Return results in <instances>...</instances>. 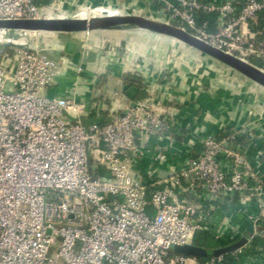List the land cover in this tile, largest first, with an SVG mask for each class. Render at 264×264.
<instances>
[{"label":"built area","instance_id":"obj_1","mask_svg":"<svg viewBox=\"0 0 264 264\" xmlns=\"http://www.w3.org/2000/svg\"><path fill=\"white\" fill-rule=\"evenodd\" d=\"M146 1L156 6L154 18L264 62V26H250L264 0ZM45 9L36 0H0V18L42 17ZM201 14H213L214 30L210 19L198 20ZM2 35L0 42L9 39ZM14 53L12 65L6 51L0 54V264H221L255 237L264 241V180L248 145L236 142L242 129L203 135L202 151L161 178L152 170L135 175L143 143L168 136L173 118L147 97L84 124V101L43 94L58 62L38 51ZM157 150L155 158L165 160ZM191 193L209 211L225 198L253 200L246 242L218 255L176 251L208 231Z\"/></svg>","mask_w":264,"mask_h":264},{"label":"crops","instance_id":"obj_2","mask_svg":"<svg viewBox=\"0 0 264 264\" xmlns=\"http://www.w3.org/2000/svg\"><path fill=\"white\" fill-rule=\"evenodd\" d=\"M36 1L46 7L44 16H65L93 3L100 5L93 10L87 9L88 15L93 14L92 11L119 13L115 6L119 5L122 9L131 8L156 16L155 4L141 0ZM30 39L48 49L58 62L54 81L43 94L75 95L84 101L88 106V113L82 117L85 124L105 121L110 114L123 113L131 103L147 97L173 118V130L168 136L161 140L151 137L143 143L142 156L132 166L135 175H145L152 170L161 178L171 167H179L202 151L203 135L220 136L230 129L240 128L243 131L239 137L248 145L252 167L264 180V88L258 84L170 37L141 29L41 32L31 35ZM79 43L91 51L88 56L80 53ZM171 49L179 58L187 54L205 63L210 71L204 73L211 75L210 80L202 82L182 62L164 63ZM15 50L6 48L9 54L6 64L14 63ZM126 74H132L141 82L140 89L145 97L138 96L137 85L126 82ZM219 74L222 79H218ZM157 147L166 154L165 160L155 158ZM197 193L186 196L201 202ZM208 209L201 202L208 231L197 232L194 244L200 245V235L205 234L208 236L205 247L217 248L234 239L248 237L252 232L247 214L257 210L253 200L235 196L225 198L211 211ZM258 240L249 241L241 252L231 255H244L243 264H264V244Z\"/></svg>","mask_w":264,"mask_h":264},{"label":"water","instance_id":"obj_3","mask_svg":"<svg viewBox=\"0 0 264 264\" xmlns=\"http://www.w3.org/2000/svg\"><path fill=\"white\" fill-rule=\"evenodd\" d=\"M141 1L147 4L146 0ZM99 5L100 3H93L89 4V7L93 10ZM115 6L119 9V13L110 14L96 12V14L94 13L83 17L80 16L82 13L79 14L75 12L66 13L65 16L0 18V30L7 31L9 34L8 40L0 42V53L5 52L6 48H14L27 51H38L54 59L48 49H45L42 45L36 44L30 39L31 35L41 32L75 33L95 30L121 31L125 29H141L154 34L170 37L199 52L205 57L234 70L264 88V69L255 63L243 59L235 53H230L218 48L188 30L151 17L148 13L136 12L131 8L122 9L119 5ZM79 45V51L83 57L88 56L91 51L88 48H83L80 43ZM245 242L246 238L240 237L236 241L217 248H208L203 245L192 243L176 245L174 249L187 255L202 257L210 254L218 255L231 252Z\"/></svg>","mask_w":264,"mask_h":264},{"label":"trees","instance_id":"obj_4","mask_svg":"<svg viewBox=\"0 0 264 264\" xmlns=\"http://www.w3.org/2000/svg\"><path fill=\"white\" fill-rule=\"evenodd\" d=\"M257 14H258L257 15V23L250 25L253 28H259V27L264 26V8L261 9L260 11H258ZM213 17H214L213 14H209V15L201 14L199 16L198 20L200 21V20H202L204 18H208L211 21V18L213 19ZM214 28H215V24H214L213 21H211L208 30L212 31V30H214ZM190 32H193V31L190 30ZM252 62L255 63L256 65L264 68V62H262L261 60L253 58ZM124 78H125L126 82H128L130 84H133V85L135 84V85L138 86V96L139 97H142V96L145 97V93L143 91H141V89H140L142 87L141 84H140L141 82L137 81L136 77H134L132 74H126L124 76ZM230 130H228V131H230ZM242 138L238 136L237 139H236V142L241 143L242 145H245V141H243ZM200 237H201V241H198L199 244L205 246V244H206V242L208 240L207 239L208 236L205 235V234H201ZM194 240H195V236H194ZM256 240H258V237H255L253 239V241H256ZM258 241H259L260 244H264V241H261V240H258ZM244 262H245L244 255H241V254L238 255L237 254V255H226L224 261H222L221 264H243Z\"/></svg>","mask_w":264,"mask_h":264},{"label":"rangeland","instance_id":"obj_5","mask_svg":"<svg viewBox=\"0 0 264 264\" xmlns=\"http://www.w3.org/2000/svg\"><path fill=\"white\" fill-rule=\"evenodd\" d=\"M87 9H89V10L91 9L89 7V5L84 6V8L82 9V14L80 16H88L87 13L89 12V10H87ZM97 10H99V9H97ZM92 12L94 13V11H92ZM96 12H100V11H96ZM4 37L5 36H3V35L0 36V40L4 39ZM171 50L172 51L168 54V56L167 57L165 56L166 58L164 60V63H165V61H168L167 63L171 62V63H176V64H177V62L178 63L182 62V64H184L185 66H188L191 69V71H193V73H194L193 75H197L198 78L202 79V82L206 83L207 81L210 80L211 75L209 73L208 74L204 73L205 70L210 71L209 67L207 65H205V63L200 62L198 59L191 57L187 54L186 55L183 54L182 57L179 58L173 52L174 49H171ZM190 58H192V59L190 60ZM0 60H1V56H0ZM201 63H203L202 69H201V65H202ZM218 79H222V75L219 74Z\"/></svg>","mask_w":264,"mask_h":264},{"label":"bare ground","instance_id":"obj_6","mask_svg":"<svg viewBox=\"0 0 264 264\" xmlns=\"http://www.w3.org/2000/svg\"><path fill=\"white\" fill-rule=\"evenodd\" d=\"M94 13L96 14V11H94ZM94 13H93V14H94ZM87 14H88V13H87ZM83 17H84V16H83ZM5 40H8V38H7V39L5 38Z\"/></svg>","mask_w":264,"mask_h":264}]
</instances>
